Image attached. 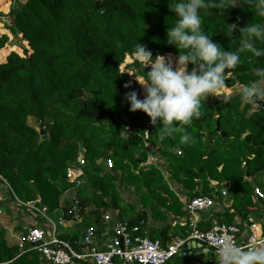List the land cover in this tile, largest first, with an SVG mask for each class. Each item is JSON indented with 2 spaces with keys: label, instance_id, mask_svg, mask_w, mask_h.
<instances>
[{
  "label": "trees",
  "instance_id": "1",
  "mask_svg": "<svg viewBox=\"0 0 264 264\" xmlns=\"http://www.w3.org/2000/svg\"><path fill=\"white\" fill-rule=\"evenodd\" d=\"M7 1L16 9L6 15L9 25L4 28L21 39L15 46L19 54L8 46L6 35L0 37V176L10 187L0 180V192L6 193L8 203H15V198L21 202L39 199L49 214L58 215L60 209L66 213L70 203L60 198L75 189L66 182V171L78 165L82 156L88 181L73 192L81 220L61 234L65 241H78L85 229L98 225L110 210L129 226L144 220L146 212L133 220L130 206L129 219L122 217L125 208L119 204L123 202L119 195L123 185L140 194V204L150 210V218L186 215L163 181L166 173L171 184L182 186L191 198L210 196L214 188L225 190L218 188L221 182L232 184L225 190L229 195L236 187L220 223H232L236 213H256L258 203L264 204V109L246 116L250 105L239 107L245 93L224 105L211 103L208 96L201 101L199 118L187 125L178 122L177 131L163 140L159 124L152 126L139 110L129 111L124 94L135 90L142 99L143 92L137 77L122 70L125 59H131L144 78L146 71L140 69L132 51L136 42L151 50L153 57L179 56L166 42L177 0H99V11L94 10V0ZM236 4L223 12H201L202 28L225 50L237 47L225 36V24L239 28L260 19L249 0H236ZM238 36L234 30L233 37ZM256 47L264 50L260 42ZM224 81L228 89L238 84L252 89L261 83L259 95L264 100V55L255 57L244 51L241 62L225 71ZM37 128H43L42 132ZM145 131L150 135L146 137ZM185 133L190 134V142L181 141ZM149 156L158 165L145 164ZM100 160L112 164L111 175L102 171ZM228 168L241 170L242 175L227 177ZM213 172L218 183L210 186ZM244 176L253 181L260 178L261 184L243 188L244 181L238 180ZM254 188L263 198L254 194ZM84 212L91 217L87 223ZM5 235L0 229V264H42L37 252L27 247L20 253ZM170 239L167 229H161L158 240L162 245ZM177 259L179 264L189 261Z\"/></svg>",
  "mask_w": 264,
  "mask_h": 264
},
{
  "label": "clouds",
  "instance_id": "2",
  "mask_svg": "<svg viewBox=\"0 0 264 264\" xmlns=\"http://www.w3.org/2000/svg\"><path fill=\"white\" fill-rule=\"evenodd\" d=\"M249 3L260 18L257 22L239 28L236 24H225L223 32L237 44L235 50H225L211 39L202 28L201 12L212 9L223 12L237 6L236 0H177L172 6L173 26L166 30L167 44L179 52L174 63L165 55L153 57L151 50L136 42L133 55L142 69L149 70L144 72V78H135L143 89V98H138V93L132 90L124 94V99L129 111L139 110L149 117L152 126L159 124L162 140L177 131L178 122L187 125L200 117L201 101L215 96L225 86L224 73L241 62V53L264 55V50L256 47V42L264 44V0H249ZM234 30L242 38L233 37ZM149 135L145 131V136ZM181 141L190 142V134L182 135ZM215 255V264H264V244L253 243L245 248L225 240L216 246Z\"/></svg>",
  "mask_w": 264,
  "mask_h": 264
},
{
  "label": "built area",
  "instance_id": "3",
  "mask_svg": "<svg viewBox=\"0 0 264 264\" xmlns=\"http://www.w3.org/2000/svg\"><path fill=\"white\" fill-rule=\"evenodd\" d=\"M37 129L40 132L43 130V128ZM82 165V156H80L78 165L69 167L66 171L65 180L75 189L63 193V196L71 195L68 197L70 206L66 213L60 209V214H56V222L48 217V208L39 199L21 202L15 198L17 205L13 206L21 207L27 212L31 221L16 242L20 253L28 247L29 250L40 255L42 264H167L179 253L185 254L182 248L191 241L211 250L214 255L216 246L225 240L245 248L253 243L264 244V204L258 203L259 210L256 213H236L232 223H220L215 217V209L219 205L213 196L193 198L187 196L182 200V208L187 215L194 217L196 214L206 213L211 224L208 229H199L196 221L189 220L186 224L188 227L186 238L175 239L167 245H162L160 240H152L148 237L143 220L129 226L117 220L116 213L103 215L100 223L85 229L78 241L62 240L61 234L66 229L73 228L81 220L78 217L80 208L73 192L81 187L84 183L83 179L87 178ZM0 180L10 190L2 176ZM214 191L220 197L226 196L225 190ZM254 194L263 198L256 188ZM256 216L259 217V222L255 220ZM60 227L63 228L61 232H59Z\"/></svg>",
  "mask_w": 264,
  "mask_h": 264
},
{
  "label": "rangeland",
  "instance_id": "4",
  "mask_svg": "<svg viewBox=\"0 0 264 264\" xmlns=\"http://www.w3.org/2000/svg\"><path fill=\"white\" fill-rule=\"evenodd\" d=\"M24 1L25 0H20V2H24ZM11 8L16 9V5H14L12 2H9L7 0H0V37L2 35H6L7 38H8L7 41L9 43L8 46H12L14 50H16L17 52H19V54H21V52L17 48H15L16 44L20 43L21 39H18L17 37H14L13 34H11L8 30H6L4 28V25H9V18H7L6 15L8 14V12L10 11ZM16 38H17V40H16ZM22 44H23V42H22ZM172 60H173V63H174L175 60H176V58H172ZM174 66H175V64H174ZM140 69L143 70V71H146V72L149 70L148 68L142 69V67H140ZM122 70L124 72H126L127 74H129V75L136 76L138 80L142 78L141 76H139L137 74L138 73V70L132 65V60L129 59V58H126L125 59V63L122 66ZM240 86H242V85H240ZM240 86L238 84V85H235L234 88H230V89H228V88H226L224 86L223 88H221L220 90H218V92L216 93L215 96H211V95L209 96V98L211 100V103L214 104L215 101H219L222 105H224V104H226V102L228 101L229 98L234 97V96H236V95H238L239 93L242 92L243 94L245 93L244 95L241 96V99H240V102L241 103H240L239 107L242 108L244 106V104L246 103L249 95ZM254 86H256V85H254ZM140 87H141V85H140ZM245 89H248V88H245ZM141 90L143 92L142 87H141ZM249 90H253V88L252 89H249ZM252 112H255V106L250 105L249 106V109L247 110L246 116H248ZM31 123L34 124L33 121H31ZM132 134H133V131L128 132V135H132ZM178 153L179 152H177V154ZM154 162H155L154 158H152L151 156H149L145 164H153ZM154 164L158 165V163H154ZM100 166H102L107 171H110L109 170V167L110 166L112 168V164L108 160H100ZM236 174H237V176L242 175L241 170L229 169V168L225 170V175L227 177L234 178V176ZM212 176H213L212 177V180H209V181H211L209 183L210 186H214L216 184V182L218 183V181L215 179L216 176H215L214 172H213V175ZM241 179H244L243 180L244 181L243 182V188L246 187L248 189H251L253 187V185H254V182L256 184H258V185L261 184V179L260 178H256V179H254V181L251 180V181H248V182L245 179V176L242 177ZM83 180H84V183L83 184H85L88 181L87 178H84ZM239 180H238V182H239ZM163 181H164L165 184H168V186H169V185H171L172 178L171 177L169 178L168 173H166V176L164 177V180ZM221 183H219V187L218 188L221 187V185H220ZM230 185L232 186V184H230ZM126 187H130V186L123 185L121 187V189H124V192H126V190H127ZM215 189H217V188H214L213 190H215ZM231 190L234 193L237 190V188L236 187H232ZM232 192H230V196L231 197H233ZM128 194H133L137 198L140 199V196H139L140 194H138L135 190L134 191H131V192H128ZM0 195L2 196L3 199H6L4 197L6 195V193L4 191H1L0 192ZM216 195L217 194H213L214 199H217ZM64 196H65L64 197V200H66L71 195L70 194H65ZM119 197L123 201V202H121L119 204L123 208H125V211L123 212L122 217L124 219H129L130 213H129V209L127 208L128 205L124 203L127 195L125 193L124 194H121L120 193ZM14 204L17 205L16 203H11L10 205L13 206ZM110 212L111 213H114L113 210H110ZM48 217H50L55 222L57 220V217H56L55 214H48ZM82 217H83V222H85V223H87V222H89L91 220L90 219L91 217L89 216V214H87V212H84L82 214ZM26 218H29V215L27 214V212H25L23 209H21V207H17V206H13V212L10 213L7 216H6V214L0 213V229H3L6 232L5 238L8 241V243H10V244L14 243L15 240H16V237L17 236H20L19 233L24 232L25 231L24 229L26 228V226L31 223V222L26 223V221H25ZM33 219L35 221V218H33ZM59 232H61L60 229H59ZM177 261H178L177 259H172L170 261V264H176Z\"/></svg>",
  "mask_w": 264,
  "mask_h": 264
},
{
  "label": "crops",
  "instance_id": "5",
  "mask_svg": "<svg viewBox=\"0 0 264 264\" xmlns=\"http://www.w3.org/2000/svg\"><path fill=\"white\" fill-rule=\"evenodd\" d=\"M97 164L100 166V161ZM102 171L106 174L111 175V171H107L103 167H102ZM126 189H127L126 192H124V189H122L121 191V194L125 193L127 195L124 203L131 207L130 211H132L133 220L142 218L145 212L147 213L146 214L147 217L145 216L143 218L144 219L143 221L145 222L146 230L148 232V237L152 240H158L161 229H165V228L168 231L169 238H171L167 244L172 243L175 239H178V238H186V234L188 232V227H186V224H188L189 220L196 221L197 227L199 229H208L211 224L210 221L207 219L206 213H199V214H196V216L194 217H190L187 214L181 216V215H174V214L167 213L162 218L157 217L156 215H153L150 218L151 216L150 210L148 208L144 209L142 207V205L140 204V199L137 198L133 194H128V192L134 191V189L132 187H126ZM170 190L175 193L176 197L178 198L182 206V200L188 196L186 191L183 189L182 186L177 185V184H171ZM213 194H215L214 190L211 192L210 196H213ZM64 197L65 196L63 195L61 196L60 198L61 202L65 201ZM216 197L217 199H215V201L219 205V207L215 209V217L218 220L222 216V213L231 207L232 199L230 198V195L228 193H226L225 197H220L219 194H217ZM10 204L11 203H8L0 195V210L1 209L8 210V213L6 214V216L13 212V206H11ZM0 213L5 214L4 212H0ZM234 220H235V215H234L233 221ZM255 220L257 222L260 221L259 217L257 216ZM25 221L26 223L31 222L29 218H26ZM62 229L60 227V230ZM18 238L19 236L16 237L15 242L12 244H16V242L18 241ZM184 251L186 252L185 254L177 255L173 259H177L179 257L186 258L189 260L186 264H215L216 257L214 253L211 250H208L207 248L201 245L199 246V244L193 241L189 242L186 245ZM170 261L168 262V264H170ZM176 264H179V262L177 261Z\"/></svg>",
  "mask_w": 264,
  "mask_h": 264
},
{
  "label": "water",
  "instance_id": "6",
  "mask_svg": "<svg viewBox=\"0 0 264 264\" xmlns=\"http://www.w3.org/2000/svg\"><path fill=\"white\" fill-rule=\"evenodd\" d=\"M94 10H96V11L100 10L99 0H94ZM240 87L243 88L246 91V93L249 95L245 104L255 106V111H259V110L264 109V100L259 95V93L262 89L261 83L254 86L253 90L245 89L243 86H240ZM218 130H219V127H218V123H217L216 131H218ZM222 136L225 137L226 134L224 133ZM245 179L248 181L249 180L251 181V179H248L247 177ZM243 180L244 179H240L238 183H241ZM220 185H221V188H223L225 190H227L231 187V185L228 182H222ZM0 212H4L5 214H7L8 210L1 209ZM184 249H185V247L182 248V250H184ZM178 255H181V254L179 253Z\"/></svg>",
  "mask_w": 264,
  "mask_h": 264
}]
</instances>
